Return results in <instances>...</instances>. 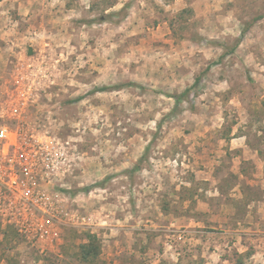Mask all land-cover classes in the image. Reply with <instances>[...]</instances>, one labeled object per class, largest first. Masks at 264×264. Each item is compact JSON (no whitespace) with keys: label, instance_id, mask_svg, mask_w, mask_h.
<instances>
[{"label":"rangeland","instance_id":"obj_1","mask_svg":"<svg viewBox=\"0 0 264 264\" xmlns=\"http://www.w3.org/2000/svg\"><path fill=\"white\" fill-rule=\"evenodd\" d=\"M17 77L87 221L37 240L0 211V264H84L89 241L98 264H264V0H0V104Z\"/></svg>","mask_w":264,"mask_h":264},{"label":"built area","instance_id":"obj_2","mask_svg":"<svg viewBox=\"0 0 264 264\" xmlns=\"http://www.w3.org/2000/svg\"><path fill=\"white\" fill-rule=\"evenodd\" d=\"M29 82L15 78L10 104H0V211L18 213L16 227L25 232L34 228L33 239L41 240L58 236V220L77 226L87 218L73 213L69 196L58 189L66 188L63 182L72 173L69 142L17 119L34 86Z\"/></svg>","mask_w":264,"mask_h":264},{"label":"trees","instance_id":"obj_3","mask_svg":"<svg viewBox=\"0 0 264 264\" xmlns=\"http://www.w3.org/2000/svg\"><path fill=\"white\" fill-rule=\"evenodd\" d=\"M126 8H127V6L123 9V11H124ZM123 11L118 12V13H114L113 15H114V16H115V14L120 15ZM113 15H105V17H103V18L101 19V21L106 22V21L110 20V18H111ZM259 19H260V18H259ZM259 19H258V20H259ZM246 32H247L246 29L243 30V33H242V35H241V38H240L238 41H236V44H235V46L233 47L232 51H235V50L239 47V45L241 44V40H242V39L244 38V36L246 35ZM217 44H218V45H217L218 47H222V48H224V45H221L220 43H217ZM212 66H213V65H209L206 71L210 70V69L212 68ZM200 82H201V78L199 77V78H197V79L195 80V83L193 84V86L187 88V89L184 90L182 93L175 94V95H171V94H168V93H165V94H164L166 97L175 100V107H174V109L172 110V112L168 115V117H166V119L169 118V117H173V116L176 115V113L180 110L181 104H182L183 102H186V100L189 99L190 93H191L192 91H194L195 88H197V87L199 86ZM128 86H132V87L140 88L142 91H147V89H146L145 87H143V86H138V85H136L135 83H132V84H130V85H128ZM121 88H122V87H115V88L102 87V88L98 89L97 92H110V91L117 90V89L119 90V89H121ZM166 119H165V120H166ZM160 125H161V124H160ZM146 150L148 151V148H147ZM145 159H146V154L143 155V156L140 158L138 164H137L133 169L129 170L128 172H129L130 174H132V173L138 171V170L140 169V164H141ZM66 192H67V191H66ZM9 229H11V228H9ZM14 232H15V231H14ZM15 233H16V232H15ZM16 235H17V233H16ZM17 236H18V235H17ZM4 237H5L6 239L9 237V232H8V231H5ZM79 248H80V255H79V256H80V261H81L82 263H84V264H98V262H99V257H100V250H99V247L97 246V244L94 243V241H89L88 243L81 244Z\"/></svg>","mask_w":264,"mask_h":264}]
</instances>
